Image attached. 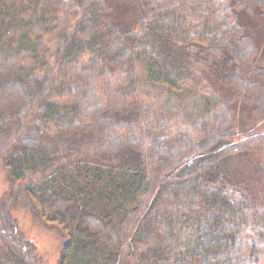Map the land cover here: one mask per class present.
I'll return each instance as SVG.
<instances>
[{
	"label": "trees",
	"instance_id": "1",
	"mask_svg": "<svg viewBox=\"0 0 264 264\" xmlns=\"http://www.w3.org/2000/svg\"><path fill=\"white\" fill-rule=\"evenodd\" d=\"M117 1L0 0V135L15 150L0 152V264H37L15 206L57 228V264H264V205L226 170L264 154V133L235 135L230 101L157 114L138 73L169 92L213 78L264 121V61L240 21L264 20V0H137L132 29L110 19Z\"/></svg>",
	"mask_w": 264,
	"mask_h": 264
},
{
	"label": "rangeland",
	"instance_id": "2",
	"mask_svg": "<svg viewBox=\"0 0 264 264\" xmlns=\"http://www.w3.org/2000/svg\"><path fill=\"white\" fill-rule=\"evenodd\" d=\"M139 14L140 7L137 0H119L113 3L111 14L113 18L110 19L118 27L132 29ZM240 21L254 39L257 48L256 60L264 61V20L241 14ZM138 73H140V87L146 93V101L149 102L152 110L157 114H161V111L166 112L167 109L172 107L178 108L180 105L182 107L184 105H195L196 109H200L206 105L207 101L210 102L214 99L224 102L230 101L235 115L232 128L235 135L241 137L244 133H264V121L256 117L250 107L234 99L231 101L232 92L221 86L213 78L209 77L210 79H207L208 84L206 85L202 82L195 85L188 83L178 91L169 92L148 84L140 69ZM194 101H197V104ZM118 120H121V118H118ZM41 126L40 121L36 120L30 125V133L39 134L42 131ZM9 135V132L0 135V152L3 155L6 154L5 151H15L10 148L13 142L8 141ZM136 160H138V157L129 151H123L116 159L118 165L125 168L133 166ZM226 170L229 177L240 179L248 184L250 192L264 205V154L250 155L244 152L237 154L227 161ZM9 179L8 170L1 162L0 198L8 191ZM11 216L16 221L24 241L32 245L37 264H57L64 243L57 228L50 226L41 217L30 213L26 207H12Z\"/></svg>",
	"mask_w": 264,
	"mask_h": 264
}]
</instances>
